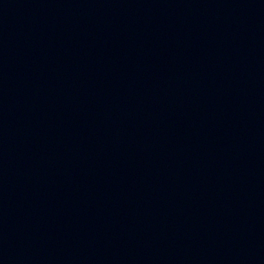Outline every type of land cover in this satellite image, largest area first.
Returning a JSON list of instances; mask_svg holds the SVG:
<instances>
[{"label":"water","instance_id":"95a60500","mask_svg":"<svg viewBox=\"0 0 264 264\" xmlns=\"http://www.w3.org/2000/svg\"><path fill=\"white\" fill-rule=\"evenodd\" d=\"M0 264H264V0H0Z\"/></svg>","mask_w":264,"mask_h":264}]
</instances>
